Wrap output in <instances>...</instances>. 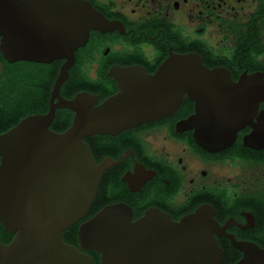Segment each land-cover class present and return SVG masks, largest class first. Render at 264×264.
<instances>
[{"label": "water", "instance_id": "1", "mask_svg": "<svg viewBox=\"0 0 264 264\" xmlns=\"http://www.w3.org/2000/svg\"><path fill=\"white\" fill-rule=\"evenodd\" d=\"M84 0H0V53L9 62L51 63L59 68L44 114L28 115L0 135V224L14 238L0 244V264H93L92 258L62 241L82 220L96 196L107 165H97L84 139L114 135L140 123L171 115L186 95L194 113L180 123L195 142L223 149L239 127L230 90H251L264 98V79L233 83L223 69H208L192 53L172 54L152 75L132 66L109 72L119 91L97 104L86 92L60 96L75 50L90 30L112 28ZM54 99H57L54 102ZM57 109L72 112L68 128L50 129ZM212 212L198 208L175 222L160 211L132 221L121 204L103 207L82 222L77 241L94 250L100 264H220ZM238 264H262L264 250L244 247Z\"/></svg>", "mask_w": 264, "mask_h": 264}, {"label": "flooded vegetation", "instance_id": "2", "mask_svg": "<svg viewBox=\"0 0 264 264\" xmlns=\"http://www.w3.org/2000/svg\"><path fill=\"white\" fill-rule=\"evenodd\" d=\"M84 1L113 26L90 30L75 50L60 89L64 99L86 92L99 104L119 91L112 69L137 66L152 75L172 54H195L206 68L226 71L233 83L264 79V0ZM63 62H9L0 53V135L24 117L48 111ZM230 91L237 95L232 108L240 125L223 149L199 146L193 130L180 126L194 113L186 95L171 115L85 138L95 163L108 167L77 230L111 204L127 207L132 221L160 211L178 222L205 207L215 222L220 264L240 263L244 247L264 250V98ZM59 110L66 109L55 116ZM13 238L0 224V244ZM62 241L100 264L96 251L79 248L77 233L63 234Z\"/></svg>", "mask_w": 264, "mask_h": 264}, {"label": "trees", "instance_id": "3", "mask_svg": "<svg viewBox=\"0 0 264 264\" xmlns=\"http://www.w3.org/2000/svg\"><path fill=\"white\" fill-rule=\"evenodd\" d=\"M71 115L72 113L69 110H59L56 113V118L51 126L53 131L62 132L66 128L69 127L71 123ZM77 233V227L75 225L69 227L63 234H67L68 236L75 237Z\"/></svg>", "mask_w": 264, "mask_h": 264}]
</instances>
